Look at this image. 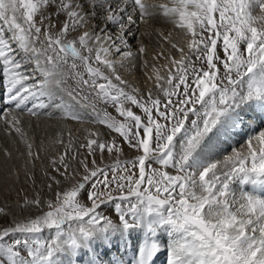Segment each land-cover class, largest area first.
Here are the masks:
<instances>
[{
  "label": "snow or ice",
  "instance_id": "obj_1",
  "mask_svg": "<svg viewBox=\"0 0 264 264\" xmlns=\"http://www.w3.org/2000/svg\"><path fill=\"white\" fill-rule=\"evenodd\" d=\"M160 20L182 39L161 31L142 88L121 74L147 55L129 38ZM0 102L33 189L20 113L92 125L60 128L39 188L0 206L6 264H123L137 232L132 264H154L164 233L166 264H264V0H0Z\"/></svg>",
  "mask_w": 264,
  "mask_h": 264
},
{
  "label": "rangeland",
  "instance_id": "obj_2",
  "mask_svg": "<svg viewBox=\"0 0 264 264\" xmlns=\"http://www.w3.org/2000/svg\"><path fill=\"white\" fill-rule=\"evenodd\" d=\"M158 1L159 0H154V3L158 2ZM149 23H148L147 28L145 27L146 33L144 34V37L142 38V39H144L143 44H145L148 55H141L139 57V59L141 58L140 59L141 61H145V60L148 61L151 59L150 61L152 62V60H153L152 57L157 52H160L161 50L167 51L168 48L170 47L167 44V42L162 39L161 31H162L164 36L171 33L172 38L174 36V38H173L174 42L176 39H177L176 41L181 40L182 34L179 32L178 29H175L171 23H165L163 20L156 21V22L149 21ZM137 39H138V37H135L134 40L132 41V43H136ZM160 61H164V59H162V58L157 59L154 62L159 64ZM149 67H151V66H149ZM151 68H153V67H151ZM139 75L141 76V74L140 73L138 74V76H137L138 80L141 79ZM101 82H103V81H101ZM5 105L6 104L0 102V110H1L0 114H3V110L7 107V105H6V107H5ZM98 107L104 108L105 106L104 105H98ZM107 108H108V110H107L108 112H111V110L113 109L111 106L110 107L108 106ZM21 118L23 121V125H22L23 127L22 128L23 129L25 128L23 131L25 133L27 131V134H26L27 140L29 142H32L33 140H35L36 146H34L33 152L35 153L36 150L37 151L39 150L40 151V159L42 158L41 160L39 159L36 162V169L39 172L41 171L39 173V175H41L40 176V182L36 183L37 189H38L40 184H41V180L43 179V169L49 163L44 158V152L45 153L46 152L47 153H49V152L53 153L54 152V154L56 152V154L58 155V154L63 153L65 151L64 145H57V144L51 143V141L55 137L57 131L60 128H64L65 130L68 128H71L72 133L76 136H79L82 139L84 133L82 131L78 132L77 129L78 128L92 127V125L91 124L78 125V124H74L72 121H60L56 118L54 120L55 125L50 126L49 123L45 124L46 119L48 120L47 117L45 119L44 116H41L39 119L33 120L34 118L29 117L26 112L21 113ZM30 119H32L31 122H30ZM24 124H26L27 127ZM38 125H40V126H38ZM43 125H44V127H42ZM66 134H67V131H65V134H64L65 144L68 141V134L67 135ZM29 136H31V137H29ZM16 137H18V139H19V135H17L14 131L7 129L6 127H2L0 129V206L8 205L9 207H11L13 209L15 208L16 201L19 198L17 193H20V196H23L25 194L30 196L33 194V192L35 190H37V189H33L32 182L30 180H28L25 176V171H26L25 165L27 164L28 170H31V168H32V165H30V163H27L28 162L27 149H26L27 145H26V148H24L26 143L22 142V140H19L17 143L16 141L18 139ZM20 141H21V144L19 143ZM41 141H43V148H41ZM241 143H243V141H241ZM7 146L8 147L10 146V147L8 148ZM235 146L237 148H239L240 144H236ZM20 147L22 149H19ZM230 150L231 149L229 148L228 151H230ZM81 151H83V150H81ZM125 151H126V153H128L127 149ZM223 154H227V152H225ZM50 155H51V157L54 156L53 154H50ZM44 161H47V162L45 163ZM106 162L111 163L112 161H106ZM49 171H51L50 168H49ZM17 172L19 173V179L18 180L16 178ZM246 187H249V186H246ZM108 207H113V206L109 205ZM45 210H47L46 207H45ZM103 210L104 209H102V211ZM113 218H115V217H113ZM44 235H51V230H48L45 233L41 234V237H43ZM133 236L135 237V240L130 238L129 243L127 245L121 244L120 245V252L118 254L113 252V254H111V259L120 260L123 262V264H132L133 259H134V255H135V243L139 242V239L141 238V233H138V232L134 233ZM15 238H22V237L20 236V234H13L8 239L11 240V239H15ZM167 239H168L167 234L164 233L162 235V244L164 246L162 247V249H161L160 253L157 255V257L155 258V259H157V258L158 259H157V262L154 260V262H155L154 264H166V257H167L166 243H167ZM98 251H100V249H98ZM103 259L107 260V259H109V257L104 256ZM0 264H6V257H3L2 255H0Z\"/></svg>",
  "mask_w": 264,
  "mask_h": 264
},
{
  "label": "bare ground",
  "instance_id": "obj_3",
  "mask_svg": "<svg viewBox=\"0 0 264 264\" xmlns=\"http://www.w3.org/2000/svg\"><path fill=\"white\" fill-rule=\"evenodd\" d=\"M149 2H151V3H154V0H149ZM165 2H167V0H159L158 2H156V3H165ZM129 11H131V9H129ZM60 19L61 20H63L64 19V17L63 16H61L60 17ZM150 24V23H149ZM147 26H148V23L147 24H145V23H140L139 21H137V25H134L133 26V28H132V31L135 33V37H138V39L136 40V43H132V41L134 40L133 38H129V43H130V45H131V49H132V51L135 53V52H137L138 51V48L141 46V45H144L145 46V44H143V42H144V39H142L143 37H144V34L146 33L145 32V30H146V28H147ZM151 26V25H150ZM111 27V26H110ZM146 27V28H145ZM112 31L113 32H115L116 31V29L115 28H112ZM159 34V33H158ZM173 35V34H172ZM173 38H174V36H173ZM177 40V39H176ZM175 40V41H176ZM147 46V45H146ZM148 48V47H147ZM151 54V53H150ZM148 55V54H147ZM152 57V56H151ZM141 59V58H140ZM140 59H138V61H134V63H137L138 64V67L133 71L131 68H128V69H125V70H123L122 72H121V74H122V76H123V78H125L126 80H128L129 82H131V83H133L134 85H138V86H140V87H145V85L147 84V83H151L150 81H147L146 80V77H145V73H147V75L148 76H152L153 77V79H154V72H153V68H151V67H153V65L155 66V68H157V69H159L164 63H165V61H160L159 62V64L158 63H155L153 60H152V62L150 61V60H148V64H149V66H151V67H147V68H144L143 67V61H141ZM149 59V58H148ZM155 63V64H154ZM141 74V76H140V80H138L137 79V76H138V74ZM144 84V85H143ZM3 103V102H2ZM5 107H6V105H5ZM110 107V106H109ZM107 110H108V108H107ZM110 110V109H109ZM0 112H1V110H0ZM113 116H115V117H117L118 119H121L119 116H118V114L115 112V110L114 109H112L111 110V112H110ZM20 115H21V113H20ZM0 116H2V114H0ZM25 116V115H24ZM23 117V116H22ZM26 117V116H25ZM34 118V117H33ZM29 119V118H28ZM35 119H37V118H34L33 120H35ZM45 119H46V117H45ZM56 118H51V119H49L48 118V120L46 119V123L45 124H48L49 123V125L51 126H53V125H55V120ZM27 120V119H26ZM32 121V119H30V122ZM35 123V122H34ZM43 124V123H42ZM26 127H27V125L26 124H24ZM29 125V124H28ZM34 125V124H33ZM38 126H40V125H38ZM2 127H6L5 125H4V123H3V120L2 119H0V129L2 128ZM23 127V126H22ZM42 127H44V125L42 126ZM62 127V126H61ZM39 128V127H38ZM25 129V128H24ZM23 129V130H24ZM40 130V129H39ZM32 131V130H31ZM38 132V131H37ZM26 134H27V131H26ZM31 134V133H30ZM29 134V135H30ZM33 134V133H32ZM67 135V134H66ZM34 136V135H33ZM37 136V135H36ZM29 137H31V136H29ZM28 137V138H29ZM17 139H18V137H16ZM21 137L19 136V139L16 141L17 143H18V141L19 140H21L20 139ZM35 138V137H34ZM31 139V138H30ZM38 140V139H37ZM33 141H35V140H33ZM12 143V142H11ZM14 143V142H13ZM20 144H21V141L19 142ZM67 143V142H66ZM36 146V145H35ZM8 147V146H7ZM10 147V146H9ZM8 147V148H9ZM24 148H26V144H25V147ZM37 148V147H36ZM19 149H22L21 147L19 148ZM27 149V148H26ZM41 150V149H40ZM49 150V149H48ZM52 150V149H51ZM37 151V150H36ZM19 152V151H18ZM24 153V152H23ZM46 154V155H45ZM50 154H53V155H55L56 154V152H55V154H54V152L53 153H51V152H49V153H45L44 152V158L49 162V159L51 158V155ZM57 155V154H56ZM43 157V156H42ZM43 158V159H44ZM42 159V158H41ZM40 159V160H41ZM38 161V160H37ZM36 161V162H37ZM47 161H44L45 163L47 162ZM43 162V161H42ZM31 165V164H30ZM38 165V164H37ZM14 167V166H13ZM40 167V166H39ZM41 172V171H40ZM37 169H36V183H39L40 182V176L41 175H39V173H40ZM45 191H47L46 189H45ZM114 257V256H113ZM158 259V258H157ZM157 259H155V261L157 262ZM155 263V262H154Z\"/></svg>",
  "mask_w": 264,
  "mask_h": 264
}]
</instances>
